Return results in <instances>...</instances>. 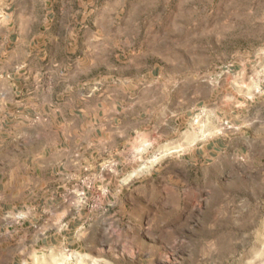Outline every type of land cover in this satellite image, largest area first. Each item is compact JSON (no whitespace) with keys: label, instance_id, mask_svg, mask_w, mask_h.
<instances>
[{"label":"rangeland","instance_id":"374dc122","mask_svg":"<svg viewBox=\"0 0 264 264\" xmlns=\"http://www.w3.org/2000/svg\"><path fill=\"white\" fill-rule=\"evenodd\" d=\"M118 1L120 30L160 56L145 62L200 104L175 135L136 142L107 202H85L101 213L80 230L85 247L33 264H264V0ZM43 4L0 0V21ZM209 142L220 151L194 155Z\"/></svg>","mask_w":264,"mask_h":264},{"label":"crops","instance_id":"0c3cea01","mask_svg":"<svg viewBox=\"0 0 264 264\" xmlns=\"http://www.w3.org/2000/svg\"><path fill=\"white\" fill-rule=\"evenodd\" d=\"M122 6L44 0L0 21V264L85 247L92 230H80L101 214L87 203L109 200L136 142L175 135L198 109L200 90L150 68L160 56L120 30ZM196 149L210 157L221 147ZM9 211L28 217L17 223Z\"/></svg>","mask_w":264,"mask_h":264},{"label":"built area","instance_id":"2783aa9c","mask_svg":"<svg viewBox=\"0 0 264 264\" xmlns=\"http://www.w3.org/2000/svg\"><path fill=\"white\" fill-rule=\"evenodd\" d=\"M199 113H202V110H199ZM200 120V118L196 119V122H198ZM90 188V187H89ZM83 195H85V193H83ZM6 217L7 218H11L14 221H16L17 223L19 222H23L27 219V213L26 212H22V211H9L6 213Z\"/></svg>","mask_w":264,"mask_h":264}]
</instances>
